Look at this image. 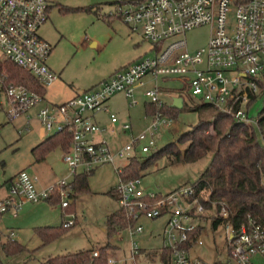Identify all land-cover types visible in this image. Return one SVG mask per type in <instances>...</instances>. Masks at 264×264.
<instances>
[{
    "label": "built area",
    "instance_id": "2783aa9c",
    "mask_svg": "<svg viewBox=\"0 0 264 264\" xmlns=\"http://www.w3.org/2000/svg\"><path fill=\"white\" fill-rule=\"evenodd\" d=\"M116 4L120 8L117 17L130 32L140 34L150 45L152 55H144L114 71L98 85L65 103L48 107L43 104L42 95L12 82L0 70V109L9 121L28 117L35 111L37 121L48 134L69 132L71 143L69 150L63 153V161L72 177L106 164L115 167L116 159H131L138 151L147 153L155 146L157 127L162 118H167L159 112L165 104L157 84L159 78H186L198 106L207 104L238 122L253 123L249 117L251 96L257 94L258 81L264 79V0H117ZM49 8L46 0H0V62L10 61L29 72L44 88L58 79L47 65L52 48L39 35L48 20ZM202 26L210 29L207 44L190 52L185 34ZM147 78L155 82L143 93L156 109L149 115L151 123L145 131L131 135L121 147L112 150L105 134L116 133L118 118L109 114L112 126L106 129L94 123L91 117L107 112V101L118 93L129 100L130 106L135 104L134 90L143 86ZM121 127L124 131L131 130L129 123ZM69 183L61 180L39 189L38 178L23 170L11 178L7 195L0 199V215L16 217L24 203L46 201L55 187L60 188L61 206L65 208L69 204ZM140 184V179L119 180L115 187L119 208L130 222L117 235L127 233L130 256H108L107 264L127 261L134 264L140 248L133 239L143 234L139 221L163 216L167 222L159 249L161 264H164L161 258L164 249L171 251L170 264H200L190 259V251L194 245L202 244V233L191 240L189 249L184 245L190 242L191 232L203 228L200 217L205 212L211 214V223L218 222L214 229H223L227 252L221 263L264 264V225L261 223L247 216L246 221L235 224L230 211L223 205L216 211L213 202V208H205L195 196V184L160 197L154 192L144 193ZM73 225L74 219L63 223L64 228ZM97 256L98 252L93 251L91 260ZM152 262L150 258L147 264Z\"/></svg>",
    "mask_w": 264,
    "mask_h": 264
},
{
    "label": "rangeland",
    "instance_id": "374dc122",
    "mask_svg": "<svg viewBox=\"0 0 264 264\" xmlns=\"http://www.w3.org/2000/svg\"><path fill=\"white\" fill-rule=\"evenodd\" d=\"M117 0H46L50 7L48 21L40 28L39 35L51 46L47 65L58 75L57 82L47 87V102L60 103L71 91H84L109 77L133 54L135 45H141V52L149 55L150 45L144 42L139 33H131L129 28L117 17L120 8ZM210 29L202 26L185 34L190 52L205 47ZM94 42V45H91ZM142 54V53H141ZM1 56V54H0ZM61 86H58L57 84ZM159 85H162L158 81ZM151 86V85H150ZM165 86H179L166 83ZM163 98V97H162ZM137 104L129 107L123 96L114 98L110 103L111 114L133 126L136 134L147 129L151 123L145 114L149 100L143 91H135ZM169 105L170 100L163 98ZM182 100V99H181ZM183 101V100H182ZM197 103V102H196ZM263 105L258 98L249 107V117L254 121ZM52 106V105H48ZM197 107V106H195ZM194 107L177 109L174 118H162L154 135L155 146L147 153L137 152L135 157L144 160L165 145L174 142L179 136L191 130L200 120L210 121L212 113L206 110L197 112ZM219 112V111H217ZM211 132V128L206 130ZM48 134L37 121L26 124L23 117L9 121L0 109V195H7L9 179L25 170L38 178L39 189L49 187L58 181L71 182L68 166L63 161V152L57 148L46 161L35 164L31 150ZM127 138H122L125 143ZM184 150V146H181ZM211 155L189 164H171L167 157L154 159L141 174L140 188L144 193L166 195L180 187L193 185L208 165ZM130 157L116 159L115 167L109 164L94 168L88 176L89 192L77 196L73 207L63 211L61 206L46 201L37 204L24 203L17 216H4L0 222V245L11 232L14 239L26 248L25 252L5 257L0 248V259L6 264H43L48 258L76 253L93 248L108 246L107 257L129 258L130 239L122 232L111 238L103 231L106 217L118 210L117 199L108 193L119 185L118 169L128 164ZM46 183V184H44ZM0 196V199L3 198ZM213 213V212H212ZM205 212L200 219L203 232L201 245H194L190 259L200 264L224 262L226 243L223 229H214ZM74 219V225L55 241L42 246L34 234L37 227H60L64 222ZM167 222L165 216L147 220L141 219L143 234L133 239L140 248L134 264H161L159 249L163 245V229ZM149 239L146 240V236ZM10 239H13L10 237ZM122 250V251H121ZM147 254V255H145ZM153 256V257H151ZM124 264H133L127 261Z\"/></svg>",
    "mask_w": 264,
    "mask_h": 264
},
{
    "label": "trees",
    "instance_id": "16d2710c",
    "mask_svg": "<svg viewBox=\"0 0 264 264\" xmlns=\"http://www.w3.org/2000/svg\"><path fill=\"white\" fill-rule=\"evenodd\" d=\"M0 70L4 71L8 78L20 85L40 95L45 94L46 88L42 87L33 76L10 61L0 62ZM258 98L262 99L263 105L257 115L255 124H245L238 122L232 117L217 112L216 109L204 104L195 107L193 110L200 112L206 110L212 113L210 121L200 120L191 130L182 134L174 142H171L144 159L131 158L126 166L118 173L119 180L124 182L141 179V174L147 169L149 164L156 158L167 157L171 164H189L205 158L208 154L211 159L206 168L201 173L196 185L195 196L205 208H213L211 202L215 203L214 209L218 211L223 205L230 211V217L235 224L246 221L250 216L255 221L264 225V79L258 81V92L251 96L250 105ZM155 107L146 104L147 115L155 112ZM177 109L164 104L159 112L169 118H174ZM211 128V132H207ZM71 136L67 130H62L51 134L32 150L34 163L38 164L45 160L46 156L59 148L63 153L69 150ZM184 146V150H181ZM94 170L76 173L69 183L68 200L69 204L63 208L61 206L60 188L55 187L50 198L46 202L60 205L63 211H69L80 194L89 192L88 176ZM65 187L64 189H66ZM109 195L115 197L116 190L112 189ZM160 197L162 194L157 193ZM209 198L210 201H207ZM203 219V217H200ZM218 222H212L214 228ZM130 222L126 218L124 211L119 208L114 213L108 215L105 221V232L108 238L113 237L118 232L125 230ZM69 228L60 227H37L34 234L40 238L42 246L47 245L65 232ZM202 227H198L191 232L190 242L184 247L189 249L191 240L200 235ZM106 247H99L96 251L98 256L91 260L94 249L79 251L66 255L48 258L43 264H107ZM1 251L5 257H14L26 251V248L16 240L8 239L2 243ZM171 251H162V261L170 264ZM0 264H6L0 259ZM214 264H223L216 262Z\"/></svg>",
    "mask_w": 264,
    "mask_h": 264
},
{
    "label": "crops",
    "instance_id": "0c3cea01",
    "mask_svg": "<svg viewBox=\"0 0 264 264\" xmlns=\"http://www.w3.org/2000/svg\"><path fill=\"white\" fill-rule=\"evenodd\" d=\"M48 21V20H47ZM132 33V32H131ZM42 38V37H41ZM95 43L94 42H91V45H94ZM140 47H141V45H135V48L133 49V54H132V56H130L129 57V59L128 60H126L125 62H124V64H122L118 69H122V68H124V67H126L127 65H129L130 63H132V62H134V61H136L137 59H139V58H141L142 56H144V55H148V53L146 52V50H144L143 52H141V49H140ZM149 52H150V47H149ZM142 53V54H141ZM50 54H51V52H50ZM49 67V66H48ZM50 68V67H49ZM51 69V68H50ZM117 69V70H118ZM52 70V69H51ZM53 71V70H52ZM114 71H116V70H114ZM113 71V72H114ZM59 78V77H58ZM108 78V77H107ZM106 78V79H107ZM105 79H103L102 81H104ZM186 78H178V77H174V78H166V77H163V78H159L158 79V81H160L161 82V84L162 85H159L158 84V81H157V84H158V87H159V90H160V92H161V99L163 100V98L165 97V98H168L169 100H170V104L169 105H171V103H172V99L173 98H181L183 101H182V107L183 106H186V104H187V102H188V105L189 106H192V107H194L195 108V106H197L198 107V105H197V103H196V101H195V99L191 96V94H190V92H189V88H188V85H187V82H186ZM102 81H100V82H102ZM55 82H57V81H55ZM54 82V83H55ZM99 82V83H100ZM53 83V84H54ZM99 83H97V84H95V85H93V86H91L90 88H92V87H94V86H96V85H98ZM154 83L155 82H153L151 79H149V78H147V79H145V84L143 85V86H139V87H136L135 88V90H134V97H133V99H134V101H135V104H137V100L135 99V91H137L138 89H140V90H142L143 91V93H144V90L146 89V88H148V87H151V86H153L154 85ZM166 83H177V84H179V86H165V84ZM52 85V84H51ZM50 85V86H51ZM58 86H61L59 83L57 84ZM151 85V86H150ZM89 88V89H90ZM88 90V89H87ZM84 91H86V90H84ZM46 93H47V88H46V90H45V94L43 95V98H44V105L45 106H47V104L48 105H59V104H62V103H65L67 100H69V99H71V98H73L74 96H76V95H78V94H80V93H82V91H71V92H67V95H66V97L64 98V100H62L60 103H51V102H47V98H46ZM118 96H123V98H125L126 99V101H127V104H128V106L129 107H132L133 105H135V104H133V105H129V100L123 95V94H121V93H118V94H115V95H113L108 101H107V103H106V107L108 108V111L107 112H105V111H102V112H99V113H95V114H93L92 115V121L94 122V123H96L97 125H99V126H101V127H104V128H106V129H108L109 127H111L112 125H111V123H110V121H109V114H111V108H110V103H111V101L114 99V98H116V97H118ZM143 96H144V94H143ZM163 97V98H162ZM146 98V97H145ZM164 101V100H163ZM165 103V102H164ZM166 104V103H165ZM145 114H146V116H148L149 117V115H147V113H146V111H145ZM23 118H25V120H26V124H30L32 121H37V119H36V117H35V111H32L31 113H30V115L28 116V117H25V116H22ZM38 122V121H37ZM39 123V122H38ZM123 123H126V121H121V120H119V118H118V123L116 124V126H115V129H116V133L114 134V135H111V134H108V133H106L105 134V137H106V139H107V141H108V144H109V146L111 147V149L112 150H115V149H117V148H119V147H121L124 143H122V138L123 137H125V139L127 138V141L129 140V138L131 137V135H136V133H135V131H134V129H133V126L131 125V130L130 131H124L123 129H122V127H121V125L123 124ZM41 126V125H40ZM43 129V128H42ZM45 131V130H44ZM46 132V131H45ZM47 133V132H46ZM48 134V133H47ZM48 136H50V134H48ZM47 136V137H48ZM46 137V138H47ZM45 139V138H44ZM43 139V140H44ZM42 140V141H43ZM96 140H98V137H96ZM126 141V142H127ZM125 142V143H126ZM49 155V154H48ZM48 155L46 156V158L48 157ZM46 158H45V160L44 161H46ZM43 161V162H44ZM94 173V172H93ZM10 180H11V178L9 179V181H8V183H10ZM44 184H46V183H44ZM46 188V187H45ZM0 196H2L3 197V195L1 194ZM5 197V196H4ZM28 204H33V203H28ZM35 204H37V203H35ZM119 209V208H118ZM8 215H10V214H4V215H0V222L2 221V219H3V217L4 216H8ZM103 231L105 232V229H103ZM12 234H13V240H15L14 239V233L13 232H11ZM10 233V234H11ZM106 233V232H105ZM146 237H148V239H149V235L148 236H146ZM8 239H10V235L9 236H7L6 237V240H8ZM147 238H146V240H148ZM6 240L4 241V242H6ZM4 242H2V243H4ZM1 246V245H0ZM91 249H93V248H91ZM122 251V250H121ZM145 255H147V254H145Z\"/></svg>",
    "mask_w": 264,
    "mask_h": 264
},
{
    "label": "water",
    "instance_id": "95a60500",
    "mask_svg": "<svg viewBox=\"0 0 264 264\" xmlns=\"http://www.w3.org/2000/svg\"><path fill=\"white\" fill-rule=\"evenodd\" d=\"M170 107H172L174 109L182 108V100H181V98H173ZM146 238L148 239V237H146Z\"/></svg>",
    "mask_w": 264,
    "mask_h": 264
}]
</instances>
